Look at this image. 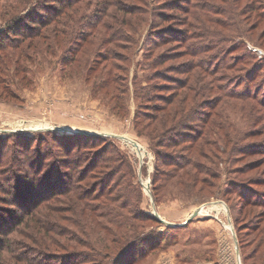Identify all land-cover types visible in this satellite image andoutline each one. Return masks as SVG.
Instances as JSON below:
<instances>
[{"label": "trees", "instance_id": "16d2710c", "mask_svg": "<svg viewBox=\"0 0 264 264\" xmlns=\"http://www.w3.org/2000/svg\"><path fill=\"white\" fill-rule=\"evenodd\" d=\"M221 1L223 3L216 6L208 0H185L178 6L182 14L169 17L157 11L158 3L149 4L148 0L134 3L121 0H0V19L4 22L0 28V84L2 74H9L11 66L14 71H29L23 62L32 60V54L26 52L30 48L37 53L43 49V55L52 56L56 49L60 50L57 59L63 68L84 61L85 79L92 78L88 75L97 72L93 74L94 91L107 81L125 84L126 57H130L135 40L133 33L137 29L133 16L142 20L146 16L152 18L151 25L157 28L167 18H173L175 22L164 29L165 32L150 33L145 47L150 49L175 40L191 60L172 70L186 76L184 79L168 77L170 80L166 79L164 86L136 85L135 92L141 91L136 98L141 101L134 117L136 121H146L144 124L137 121L136 127H140L138 134L146 135L158 145L175 147L184 142L182 147L186 154L156 153V160L171 166L160 172L167 180L186 175L187 184L190 179L194 185L198 175H204L201 179L212 185L215 182L208 180L219 177L214 164L219 161L220 154L227 151L229 144L231 149L242 137L254 135L251 129L247 135L240 136L229 124L222 113L224 98L256 101L260 97L255 102L260 112L252 116L259 120L264 115V93L260 95V86H248L261 76L258 71L262 65L258 61L263 57L257 59V54L241 41L227 46V38L221 37L225 32L215 28L216 25L228 26L227 20L240 10L246 15L244 19L251 15L264 21V0H247L241 8L237 6L240 0H234V11L229 0ZM93 4L94 11L86 12ZM115 19L121 22L120 26L113 22ZM224 35L231 39L229 33ZM239 46H243L242 55L230 58ZM161 56L169 59L167 53ZM100 61L99 68L95 65ZM159 62L160 58L146 59L148 65ZM244 63L247 65L241 67ZM193 71L198 72V83L190 82ZM156 76L167 78L165 73L155 72L144 79L151 80ZM236 81L244 84L240 92L231 86ZM259 84L264 86V77ZM155 85L170 88L172 92L168 96L156 94L153 91ZM204 96L211 98L206 101V111L200 109L202 106L198 101V97ZM114 100L117 105L112 107L123 113L125 99L115 95ZM227 107L232 108L231 104ZM227 125L230 135L224 140L222 133ZM160 126L164 130L159 129ZM10 134L13 139L4 146L3 139ZM109 139L112 138L99 134L49 132L40 135L23 131L0 136V165L2 159L6 160L9 149L12 159L22 162L24 157L26 161L18 172L14 167L9 173L5 171L6 181L0 184V192L7 195L5 200L15 203L17 210L21 209L20 212L8 211L14 226L0 228L4 235L0 237V264H136L159 246L160 234L144 232V229L148 221H161L131 199L130 187L137 191L126 177L132 175L131 166ZM221 143L224 144L222 152L219 150ZM246 147L248 145L244 144L237 149L247 152L250 149ZM57 165L66 170H60ZM235 182L232 179L227 186L242 199L243 205L264 206V200L244 195L245 184ZM16 185L19 186L17 193L11 190ZM255 228L260 242L264 238V228ZM12 232H18L28 241L20 256L11 255L18 249L16 243L20 240L11 239ZM7 252L13 257L12 261L4 260Z\"/></svg>", "mask_w": 264, "mask_h": 264}, {"label": "rangeland", "instance_id": "374dc122", "mask_svg": "<svg viewBox=\"0 0 264 264\" xmlns=\"http://www.w3.org/2000/svg\"><path fill=\"white\" fill-rule=\"evenodd\" d=\"M121 1L137 2V0ZM208 1L216 3V6L223 3L221 0ZM246 1L240 0L237 6L239 8L245 6ZM148 2L149 4L158 3L160 5V8L157 9L158 12L167 14L169 17H176L178 14H182V10L178 6H182L185 0H148ZM228 2L232 3L231 10L234 11L236 6L234 0ZM89 9L90 11L87 10L86 12L94 11V4ZM240 11L238 13L236 11V16L227 20V27L216 25L215 28L230 34L231 39L225 36V33L221 35L222 38H227L228 41L225 43L227 46H231L232 42L241 41L257 54V59L263 57L258 61V64L262 65L261 70L258 71L261 76H257L248 85L251 88L260 86V95H262L264 86H261L259 82L264 77H262L264 75V21H260L251 15L244 19L246 15L241 14ZM116 12L122 14L119 11ZM133 18L136 20L137 29L133 33L135 40L130 57H126L127 62L125 64L128 70H126L125 84L122 81L118 83L117 80L107 81L102 87L98 86L94 91L93 86L96 85L94 75L97 72L90 73L88 77L92 76V78L85 79L84 61L63 68L57 59L60 50L56 49L52 56L50 54L43 55V49L39 53L35 52L34 48L26 49V52L30 53L29 55L32 54L31 61H27V63L24 59L25 62H23L29 71H14L13 66H11L9 74L8 72L2 74L0 84V136L16 131L40 135H47L49 132L51 134H64V132L61 133L57 130L36 129L42 128V126L29 127L32 124L47 123L46 127L65 126L90 132L86 134L100 133L99 135L111 137L110 142H113L131 166L132 175L127 174L126 177L137 189L136 191L135 188L131 189L130 187L133 192L131 199L139 208L150 214H153L154 211L151 205L153 201L155 210L162 219L173 224H180L169 226L163 222H146L144 232L155 231L160 234L158 239L161 238L162 241L157 248L136 264H264V238L259 242L255 228L257 226L264 228V206L243 205L242 199L230 191L229 186H227L228 182L234 179L235 183H242L247 186L245 187L247 190L242 189L244 195L255 200H264V115H261L262 118L259 120H254V116H252L260 112L258 109L260 107L255 103L260 97L256 98V101L253 99L240 100L236 97L224 98L225 108L222 109V113L227 117L229 124L236 128L240 136L247 135V131L251 129L254 130V135L247 138L242 137L240 143L235 142V146H232L231 149H229V144L226 152H222L224 151V144L221 143L219 150L222 153L219 156V161L214 164L219 177L215 180H208L215 183L212 185L206 183L201 179L204 175H198L194 185L190 179H188L189 183L187 184L186 175H182L177 180L174 178L167 180L166 175L160 174V172L171 169V166L156 160V153L157 151H175L177 155L186 154L187 152L182 147L184 142L175 147H167L150 141L144 134H138L140 127L139 125L136 127V122L141 119L136 121L134 114L138 108V102L141 101L140 98H136V94L141 91L136 90L135 92V87L138 84L140 86L145 84L164 86L167 82L166 79L170 80L171 76L184 79L186 74H180L172 69L191 59L175 40L152 46L150 49L145 47L146 38L149 37L150 33L166 30L171 23L175 22L172 21L173 18H167L165 22L160 23L158 28L154 24L151 25L150 20H153L152 18L148 19L147 16L145 20L139 19V16H133ZM113 22L121 25L117 19ZM3 23V19H0V28H2ZM176 27L175 29L179 28ZM241 49L243 46L233 50L230 58L242 55ZM147 51L148 54H146ZM164 53H167L169 59L162 58L161 55ZM156 58H160L159 63H152V65L146 63V59L150 61ZM101 64L100 61L95 66L100 68ZM245 65L247 63L240 64L241 67ZM155 72L165 73L167 78L156 76L151 80L144 79L147 74ZM193 73L190 82L198 83L196 76L198 72L193 71ZM123 84L124 90L121 88ZM156 85L153 86V91L156 94L168 96L172 92L170 88L164 87L163 89V87H156ZM231 86H234V90L239 92L244 88V84H239V81ZM115 95L126 101L123 113L112 107L114 104L117 105L114 100ZM208 100H211L210 96L198 97L199 104L202 106L200 107L201 110H208V106L205 105ZM230 104L231 109L227 107ZM144 123L146 121L141 124ZM159 129L164 130L163 126H160ZM223 129L222 136L224 140H227L230 135V128L228 129L227 125ZM102 133L120 134L130 141L136 142L139 149L133 147L130 142ZM12 139L13 135L11 134L4 138V146H8ZM241 144L248 145L246 148L250 150L247 152L238 151L237 148L243 146ZM10 150L6 154V160L2 159L0 165V184L5 180L3 176L5 171L9 173L14 167L18 172L26 162L24 157L22 162L12 159ZM138 152L142 155H138ZM57 166H60V170H66L61 165ZM217 180H219L218 184ZM5 185L8 186V183ZM18 188L19 186L16 185L11 190L17 193ZM6 196L5 193L0 192L1 229L14 226V219L10 217L11 214L8 211L14 212L18 209L15 203L5 200ZM200 207L201 209H199ZM195 210L199 212L186 223V220ZM3 217L4 220L1 219ZM3 236L0 233V237ZM9 236L11 239L20 238L16 243L18 249L11 253L12 256H20L26 250L28 241L20 237L18 232H12ZM11 255L8 252L4 253V260L12 261Z\"/></svg>", "mask_w": 264, "mask_h": 264}, {"label": "water", "instance_id": "95a60500", "mask_svg": "<svg viewBox=\"0 0 264 264\" xmlns=\"http://www.w3.org/2000/svg\"><path fill=\"white\" fill-rule=\"evenodd\" d=\"M36 129H49V130H57V131H60L61 133L64 132V133H67V134H70V133H83V134H86V133H90V132H87L86 130H82V129H75V128H70V127H65V126H47V127H42V128H36ZM100 134V133H99ZM102 134H108V135H111V136H116L126 142H130L132 144L133 147L135 148H138V145L136 142L134 141H130L128 138H125L124 136H121V135H116V134H113V133H102ZM152 208H153V215L158 219L160 220L161 222L169 225V226H177V225H180V224H173V223H170L164 219H162L156 212L155 210V206H154V202L152 201ZM199 211L198 210H195L190 216L189 218L186 220V223L189 222L194 216L195 214H197Z\"/></svg>", "mask_w": 264, "mask_h": 264}, {"label": "bare ground", "instance_id": "6f19581e", "mask_svg": "<svg viewBox=\"0 0 264 264\" xmlns=\"http://www.w3.org/2000/svg\"><path fill=\"white\" fill-rule=\"evenodd\" d=\"M32 121V120H31ZM18 122H19V120H18ZM37 123V122H36ZM18 124V123H17ZM47 123H38V124H35V125H31V126H29V127H46L45 125H46ZM23 126V125H22ZM120 135V134H119ZM135 149V148H134ZM137 150V149H136ZM142 151V150H141ZM143 152V151H142ZM141 153H139L138 152V155H140ZM142 155V154H141ZM199 209H201V207L199 208Z\"/></svg>", "mask_w": 264, "mask_h": 264}]
</instances>
